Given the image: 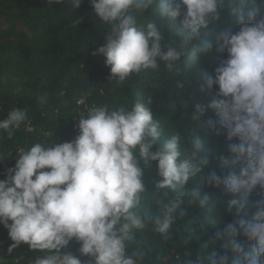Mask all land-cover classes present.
I'll list each match as a JSON object with an SVG mask.
<instances>
[{
	"label": "clouds",
	"instance_id": "9594fccd",
	"mask_svg": "<svg viewBox=\"0 0 264 264\" xmlns=\"http://www.w3.org/2000/svg\"><path fill=\"white\" fill-rule=\"evenodd\" d=\"M230 2L159 0L160 15L182 18L183 30L173 46L164 43L156 23L138 22V14L153 8L156 0H91L98 17L112 25L106 45L93 54L104 56L112 78L121 82L161 64L172 70ZM235 2L238 31L215 32L198 49L206 56L226 51L228 58L216 67L214 76L205 74L201 90L216 86L217 98L206 107L197 104L191 119L201 123L207 110H212L218 119V125L209 121L212 134H225L228 140L229 155L219 160L225 167L243 165L239 174L225 176L209 168V159L201 156L204 144L198 134L190 140V157L182 153L179 135L161 141L160 121L144 103L137 102L130 110L93 106L81 116L75 140L51 146L35 143L28 150H18L15 166L6 180H0V225L14 242L9 254L27 244L41 253L29 264H82L75 254L62 253L75 240L80 255L93 258L94 264H143L144 254H129L128 242L149 225L167 238L187 211L182 194L161 202L155 214L142 210L143 160L157 162L161 179L155 187L165 196L168 190L185 189L199 177L202 184L224 185L238 197L226 202L227 211L236 218L216 234L226 251H211L207 264H264V191L257 211L248 220L242 218L248 214L249 197L258 188L264 190V17L257 19L261 16L257 0ZM48 3L59 4V0ZM81 3L71 0L73 9ZM39 100L44 103L46 98ZM26 120L27 112L14 108L0 120V131L11 137L13 129ZM157 143L160 147L153 151ZM4 160L0 155V162ZM187 191L192 207L203 208L211 202L210 195L201 197L197 188ZM241 234L248 246L240 241ZM192 238L190 233L187 242ZM228 251L234 254L231 260ZM176 264L194 261L185 254L176 257Z\"/></svg>",
	"mask_w": 264,
	"mask_h": 264
},
{
	"label": "trees",
	"instance_id": "16d2710c",
	"mask_svg": "<svg viewBox=\"0 0 264 264\" xmlns=\"http://www.w3.org/2000/svg\"><path fill=\"white\" fill-rule=\"evenodd\" d=\"M257 2L261 8V16L257 19H260L264 17V0ZM159 6V0H156L153 8L138 14V22L156 23L164 34V43L175 46L183 30L182 18L160 15ZM237 8L235 0L228 3L220 19L203 30L198 40L191 42L172 70L161 64L156 70L133 73L121 82L112 78L106 58L93 54L106 45L112 25L98 17L91 0H82L79 9H73L71 0H59V4H49L48 0H0V18L9 23L8 29L0 33V120L7 118L14 108L27 112V120L13 129L11 137L6 131H0V155L5 159L0 162V180H6L8 170L15 166L18 150H28L35 143L51 146L75 140L79 135L81 116L87 115L93 106L130 110L137 102L149 106L154 118L160 121L161 141L179 135L181 151L190 157V140L198 134L204 144L201 156L209 159V168L225 176L239 174L243 165L225 167L219 160V156L229 155L228 140L225 134H212L209 121L218 125L212 110H207L201 123L191 119L197 104L206 107L217 98L218 87L208 89L204 86L201 90L205 74L214 76L216 67L228 58L226 51H214L206 56L198 49L203 42L211 41L215 32L238 31ZM17 21H21L29 32L18 29ZM40 97L46 98L44 103H40ZM159 147L157 143L152 150ZM140 164L145 184L142 210L150 209L155 214L161 202L182 194L187 211L167 238L155 232L151 225L137 232L128 242L129 254L142 252L143 264H176V257H185V254L194 264H200L201 260L207 264L211 251L224 254V241L217 240L216 234L236 218L227 211L226 202L238 197L224 185L202 184L199 177L193 178L185 189L175 193L168 190L165 196L155 187L161 179L157 162L145 164L141 160ZM192 188H197L201 197L210 195L211 202L203 208L190 206L187 189ZM262 191L258 188L249 197L245 205L248 214L243 219H250L257 211ZM190 233L193 238L187 242ZM239 239L248 246L242 234ZM12 243L8 230L0 225V264H29L41 255L27 244H21L9 254ZM79 248L80 244L73 240L62 253L75 254L82 264H94L93 258L80 255ZM227 254L230 260L234 257L231 251Z\"/></svg>",
	"mask_w": 264,
	"mask_h": 264
},
{
	"label": "rangeland",
	"instance_id": "374dc122",
	"mask_svg": "<svg viewBox=\"0 0 264 264\" xmlns=\"http://www.w3.org/2000/svg\"><path fill=\"white\" fill-rule=\"evenodd\" d=\"M8 27H9V23L6 21V19L0 18V33L8 29ZM16 27L20 30L29 32L27 27L21 21L16 22Z\"/></svg>",
	"mask_w": 264,
	"mask_h": 264
}]
</instances>
